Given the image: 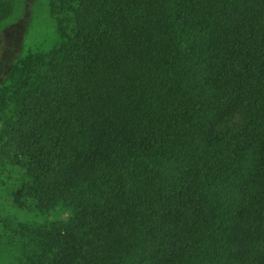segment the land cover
Segmentation results:
<instances>
[{
    "label": "trees",
    "instance_id": "obj_1",
    "mask_svg": "<svg viewBox=\"0 0 264 264\" xmlns=\"http://www.w3.org/2000/svg\"><path fill=\"white\" fill-rule=\"evenodd\" d=\"M12 0H0V27ZM0 62L13 264H264V0H49Z\"/></svg>",
    "mask_w": 264,
    "mask_h": 264
},
{
    "label": "rangeland",
    "instance_id": "obj_2",
    "mask_svg": "<svg viewBox=\"0 0 264 264\" xmlns=\"http://www.w3.org/2000/svg\"><path fill=\"white\" fill-rule=\"evenodd\" d=\"M49 0H12L9 18L0 27V62L21 57L29 48L48 50L56 43L54 21L48 12ZM21 180V174L5 162L0 163V264H13L11 248L4 244L3 223H42L64 220L68 213L54 208L37 213L30 207H17L10 193Z\"/></svg>",
    "mask_w": 264,
    "mask_h": 264
}]
</instances>
